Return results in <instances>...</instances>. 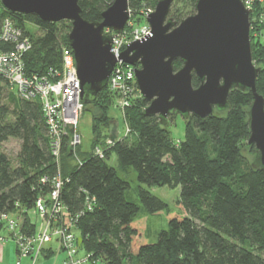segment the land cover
I'll list each match as a JSON object with an SVG mask.
<instances>
[{
    "label": "trees",
    "instance_id": "trees-1",
    "mask_svg": "<svg viewBox=\"0 0 264 264\" xmlns=\"http://www.w3.org/2000/svg\"><path fill=\"white\" fill-rule=\"evenodd\" d=\"M112 1L77 0L81 15L89 21H100L101 12ZM147 5H152L151 0H128L132 13ZM260 5L264 10V3ZM256 15L255 11L251 15L252 26ZM5 17L29 39L31 48L23 56L27 75H41L60 67L61 48L68 46L67 35L59 38L60 21L43 22L35 14L10 12L0 2V24ZM26 24L40 27L42 35L34 36ZM251 33L250 29V37ZM254 49L251 54L256 62ZM174 65L177 69L181 63L176 60ZM259 67L255 84L264 96L263 60ZM198 84L193 77L192 85ZM111 96L105 86L92 103L84 104L99 113L93 120L91 150L81 152L80 145L73 148L67 134L59 164L50 149L38 99L12 96L10 111L0 107V143L9 138L21 142L14 166L0 152V216L21 217L23 231L32 234L35 224L27 211L34 208L38 197L48 194L50 179L59 173L66 212L78 215L79 246L102 264H264V171L250 165L254 148L247 146L249 131L244 112L251 94L232 91L228 97L231 108L226 113L203 120L190 117L185 121L184 137L178 141H173L168 129L174 115L169 116L166 127L161 126L157 116L143 114L147 102L142 96L127 108L126 124L131 133L118 140L110 152L115 153L119 167L134 171L139 201L145 210L151 214L166 211L167 228L160 229L154 239L147 235L137 204L125 195L128 181L107 164V149L104 158L93 153V148L108 136L105 130L97 129L98 123L108 120ZM244 150L250 151V158L244 156ZM43 176L48 179L45 183L41 182ZM141 185L179 187L178 210L168 209L166 202ZM86 196L95 200L91 210L84 207ZM4 229L5 223L0 220V235Z\"/></svg>",
    "mask_w": 264,
    "mask_h": 264
},
{
    "label": "water",
    "instance_id": "water-1",
    "mask_svg": "<svg viewBox=\"0 0 264 264\" xmlns=\"http://www.w3.org/2000/svg\"><path fill=\"white\" fill-rule=\"evenodd\" d=\"M10 12L35 14L43 22L68 20L71 48L84 104L94 101L117 62L110 51L112 36L105 29L121 31L128 19V0H113L100 21L81 15L77 0H0ZM173 0H157L147 17L150 32L128 43L120 53L123 62L137 65L135 81L146 116H157L166 127L169 116L203 120L226 113L232 91L251 94L244 111L247 146L254 148L250 165L264 171V96L257 91L261 67L252 61L250 26L252 9L242 0H195V13L178 23L168 17ZM181 63L175 68L174 62ZM199 81L192 85V78ZM112 138L114 135L112 134Z\"/></svg>",
    "mask_w": 264,
    "mask_h": 264
},
{
    "label": "built area",
    "instance_id": "built-area-1",
    "mask_svg": "<svg viewBox=\"0 0 264 264\" xmlns=\"http://www.w3.org/2000/svg\"><path fill=\"white\" fill-rule=\"evenodd\" d=\"M251 1L242 0L245 7L252 9L253 14ZM151 11L152 8L143 7L134 18L128 10L129 16L121 31L108 28L104 30V34L112 36L110 51L118 59L106 82L107 91L115 95L113 105L117 109L124 110L130 107L135 99L141 96L135 81L136 65L123 62L119 59V55L128 43L140 40L149 34L150 28L147 23L134 27L132 22L139 17L146 20ZM30 48L28 37L22 34L10 18L5 17L0 24V78L10 88H16L17 96L27 100L38 99L50 140V149L56 163L59 164L64 137L69 135L70 145L73 148L80 141L76 128L84 103L80 98V83L76 74L75 60L71 48L63 46L59 68H50L41 75L36 73L27 75L24 72L23 56ZM127 131H129L128 127L126 131H122V134L116 131L114 138L110 137L102 144L96 145L93 153L99 158H104L105 150L122 139ZM74 156L79 162V158ZM50 180L52 186L48 194L38 197L35 202L33 209L38 216L39 226L32 234L23 231L19 216L9 214L0 216V220L5 223V228L11 233L15 243L18 256L16 264H20L22 257H29L31 264H34L39 251L51 241L57 242L59 249L64 253L63 264H102L99 258L86 253L79 246L76 235L78 215L72 216L66 212L60 194L63 185L60 174ZM46 181H48L47 177L43 176L41 182ZM94 201L93 197L86 196L85 209L91 210ZM2 241L0 235V243Z\"/></svg>",
    "mask_w": 264,
    "mask_h": 264
},
{
    "label": "rangeland",
    "instance_id": "rangeland-1",
    "mask_svg": "<svg viewBox=\"0 0 264 264\" xmlns=\"http://www.w3.org/2000/svg\"><path fill=\"white\" fill-rule=\"evenodd\" d=\"M156 1L157 0H151V4L153 6L147 5L146 7L152 8L153 11L154 4ZM263 3L264 0L251 1L253 9L257 14L255 23L253 24V26H250L252 32L251 33L252 37H250V45L251 48L252 47L256 48L254 49V54H255L254 59L256 60V62H254L253 59L252 61L256 66H259L262 60L264 61V22H263L264 10H261L260 7L261 6L260 4ZM139 11L140 9H137V12L135 11L134 13L130 12L131 17L133 16L135 18L138 15ZM194 13H195L194 0H173L168 17H172L178 23L181 19ZM132 23L134 27L135 26L139 27L146 24L147 20H144L143 18L139 17L138 20H134V22ZM26 25L27 27L28 26L30 27V30L31 32H33L34 36L42 35V30L40 29V27L32 24L29 25L26 24ZM57 26H58L60 39H62L63 36L67 35L71 29V23L68 20L60 21ZM59 41L62 43V40ZM257 41H260V43L258 44ZM259 48H261V51H259ZM261 52L263 55H261ZM259 58H262V60H260ZM136 67H138V64L136 65ZM12 96L14 97V99H16L15 98L17 97L16 88L15 87L10 88L3 80L0 79V107L6 106L10 111L13 107L11 100ZM114 97L115 95L113 94L110 99L108 120L101 121L100 123H98L99 126L97 125L98 131H101L103 129L105 130L106 134H108V136L105 137V140L109 139L112 136V134L116 136L117 134L116 131L117 132L120 131V133L122 134L123 133L122 131H126L127 128L126 110L128 107L125 108L124 110L117 109L113 105V102L115 101ZM98 114L99 113L97 112L95 107L93 106L86 107L85 105L83 107V110L79 114L76 130L77 133L79 134L80 141L79 144L76 145V147L80 145L81 152H89L91 150L92 140L94 136L93 120L94 117H96V115L98 116ZM106 123L107 125L104 126V124ZM113 126H115L114 127L115 130H113V133H111L110 134L111 136L109 137L110 128ZM168 129L173 141L182 140L185 133L184 119L180 115H174L173 119L169 123ZM130 133H131L130 131H127L124 137L130 135ZM20 145L21 142L19 140L12 138H9L8 140L0 143V152L5 153L10 158L13 166L17 164V159H18L17 157H18V153L20 152ZM114 145L115 143L109 148H107V152H109V157L107 158L106 162L108 165L115 167L117 169L118 175L128 181L129 188L125 191V195L127 198H129L135 204H137L139 208V216L145 220L147 225V235L149 236V238L154 239L156 233L160 229L167 228L166 211L157 214H151L145 210V208L142 206L141 202L139 201V197H138L139 183L136 180V175L131 168H121L118 166L115 153L113 151L110 152ZM243 154L246 158H250L251 156L250 151L247 150H244ZM104 156H106V153H104ZM141 186L149 190L154 196L166 202L168 209L178 210L177 200L179 197V187L170 188L168 186H151V187H146L143 185ZM27 215L31 223L35 224V228L37 230L39 226V219L34 209L28 210ZM19 221L21 223V221H23L22 218L19 217ZM10 234L11 233L6 228L1 232L3 241L1 244L2 247L0 248V256L2 257L0 259V264H16V261L18 260V256L15 250L16 248L15 243ZM43 255H44V249L39 251V256L34 261V264H60L59 259L54 260V258L51 257L45 258ZM262 256L264 258V253H262ZM20 264H31V259L29 257H22L20 260Z\"/></svg>",
    "mask_w": 264,
    "mask_h": 264
},
{
    "label": "crops",
    "instance_id": "crops-1",
    "mask_svg": "<svg viewBox=\"0 0 264 264\" xmlns=\"http://www.w3.org/2000/svg\"><path fill=\"white\" fill-rule=\"evenodd\" d=\"M36 229V228H35ZM77 233V232H76ZM2 242L0 243V248L2 247ZM16 250V248H15ZM45 258H54V260L59 259L60 264H63L64 253L59 249L57 242L51 241L47 243L44 247V255ZM2 257L0 256V259ZM58 261V260H57ZM56 261V262H57ZM58 261V262H59Z\"/></svg>",
    "mask_w": 264,
    "mask_h": 264
}]
</instances>
